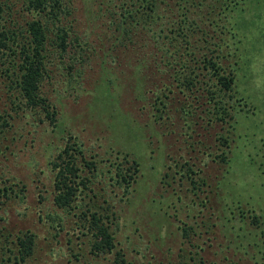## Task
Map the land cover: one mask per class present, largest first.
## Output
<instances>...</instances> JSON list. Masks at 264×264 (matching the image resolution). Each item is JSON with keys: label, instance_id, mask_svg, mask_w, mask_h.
Wrapping results in <instances>:
<instances>
[{"label": "rangeland", "instance_id": "obj_1", "mask_svg": "<svg viewBox=\"0 0 264 264\" xmlns=\"http://www.w3.org/2000/svg\"><path fill=\"white\" fill-rule=\"evenodd\" d=\"M77 3L79 41L88 37L91 47L85 65L71 76L64 68L78 52L72 46L65 64L55 60L59 66L49 67L59 77H46L42 95L58 107L56 126L46 120L41 107L18 106L16 115L11 99L2 92L0 114L11 115L12 120L0 136V176L2 181L20 184L19 188L24 185L27 198L1 207V227L13 235L31 231L37 236L28 264H256L257 250L249 245L254 227L240 232L239 222L225 225L216 218L222 216L226 203L251 208L264 222V0H246L232 21L240 43L237 59L227 64L236 61L232 64L235 91L247 105L234 113L233 131L225 124L201 120L197 113L189 127L175 113L172 120L152 122L146 111L141 112L137 85L145 78L143 83L155 92V86L171 85L169 76L160 74L152 62L149 72L136 75L146 68L139 65L140 56L130 50L108 52L114 43L86 10L87 0ZM18 15L21 22L28 18L25 13ZM106 54L110 56L105 58ZM106 70L117 77L119 86L112 91L113 100L97 103ZM82 72L83 77L77 76ZM70 135L88 160L98 162L96 206L107 199L118 212L112 228L116 249L110 255L93 251L94 237L73 231L72 221L59 236L49 223L50 215L65 216L54 209L50 163ZM222 137L229 139L230 150H225L229 165L217 160L223 153ZM119 153H130L142 165L140 182L128 196L113 186ZM187 163L194 174L186 173ZM201 179L206 186L201 192L193 190L192 182ZM191 226L196 234L185 239L183 229Z\"/></svg>", "mask_w": 264, "mask_h": 264}, {"label": "trees", "instance_id": "obj_2", "mask_svg": "<svg viewBox=\"0 0 264 264\" xmlns=\"http://www.w3.org/2000/svg\"><path fill=\"white\" fill-rule=\"evenodd\" d=\"M77 1L0 0V100H3V92L7 100L11 99L10 106L13 105L16 115L19 114L18 106L25 109L41 107L46 120L56 126L58 107L42 95L46 77H59L58 71L49 67L52 63L55 67L65 64L72 46L78 52L64 68L65 71L70 69L67 74L71 76L74 74L72 71H79L78 68L85 65L91 47L88 37L86 41H79L76 14L80 9ZM245 1L87 0L93 13L88 6L85 8L99 20L107 37L114 43L108 52L127 54L130 50L140 56L139 65L146 68L136 75L149 72L152 62L160 74L169 76L171 85L155 86V92L152 88L148 90L147 84L143 83L145 78L143 81L140 79L139 83H142L137 85L141 112L146 111L152 122H163L164 118L172 120L175 113L189 127L195 123L197 113L201 120L205 118L210 124H225L233 131L234 113L238 109L244 110L247 105H243L244 100L239 99L235 91L233 67L237 65L236 61L227 63L237 59L235 50L237 41H240L232 21ZM22 13L28 15L24 22L18 15ZM109 56L106 54L105 58ZM55 60H59V65L54 63ZM84 74L75 75L83 77ZM116 86H119L117 77L106 70L96 102L113 100L116 94L112 91L116 92ZM175 87L179 90L176 95ZM59 99L60 96L58 102ZM10 120L11 115L0 114L1 137L9 128ZM219 143L223 153L217 156V160L229 165L230 157L225 152L230 150L229 139L222 137ZM117 156L121 162L116 163L113 186H118L128 196L140 182L142 165L130 153ZM50 166L54 172V209L65 215L49 216V223L57 236L65 232L68 222L72 221L73 231H83L84 236L91 234L94 237L93 251L96 250L98 255H110L116 249L112 228L118 212L107 199L101 206H96L98 195L94 182L100 172L98 162L88 160L76 138L70 135ZM184 168L187 174H194V167L190 164H185ZM3 177L0 176V209L12 200L27 198L24 185L19 188L20 184H10V179L3 180V183ZM192 184L193 190L199 192L206 186L203 179ZM216 220L225 225L239 222L240 232L254 227L255 234H251L254 240L249 241V245L257 250L256 264H264V222L261 215L251 208L225 203L222 216ZM232 227L235 229L234 225ZM3 228L0 225V264H28L35 254L37 236L31 231H18L13 235ZM183 232L185 239L190 238L191 233L196 234L194 226L184 228ZM119 260L125 263L123 255H119Z\"/></svg>", "mask_w": 264, "mask_h": 264}]
</instances>
